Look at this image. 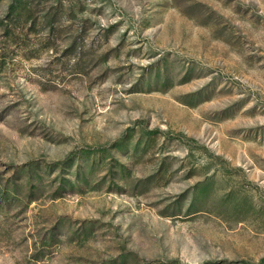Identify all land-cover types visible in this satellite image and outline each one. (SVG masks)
Returning a JSON list of instances; mask_svg holds the SVG:
<instances>
[{
  "label": "rangeland",
  "instance_id": "374dc122",
  "mask_svg": "<svg viewBox=\"0 0 264 264\" xmlns=\"http://www.w3.org/2000/svg\"><path fill=\"white\" fill-rule=\"evenodd\" d=\"M0 264H264V0H0Z\"/></svg>",
  "mask_w": 264,
  "mask_h": 264
},
{
  "label": "trees",
  "instance_id": "16d2710c",
  "mask_svg": "<svg viewBox=\"0 0 264 264\" xmlns=\"http://www.w3.org/2000/svg\"><path fill=\"white\" fill-rule=\"evenodd\" d=\"M14 34H15V30L12 29V30L10 31V37H12Z\"/></svg>",
  "mask_w": 264,
  "mask_h": 264
}]
</instances>
